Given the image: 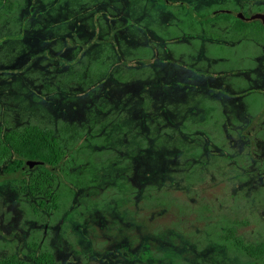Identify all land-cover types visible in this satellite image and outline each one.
<instances>
[{"label": "rangeland", "instance_id": "rangeland-1", "mask_svg": "<svg viewBox=\"0 0 264 264\" xmlns=\"http://www.w3.org/2000/svg\"><path fill=\"white\" fill-rule=\"evenodd\" d=\"M178 1L204 13L264 8V0H12L0 19V126L49 125L57 135L63 122L81 140L77 130L99 123L114 153L98 171L101 187L49 223L48 249L59 264H257L217 234L237 220L244 240L264 241V138L251 125L203 135L193 128L210 96L187 68L252 67V84L241 88L262 89L263 33L259 48L237 44L228 63L211 70L203 59L209 43L229 42L231 24L188 34ZM226 47L209 52L226 55ZM232 81L223 74L205 88ZM168 91L174 100H165ZM251 94L244 102L255 105ZM118 178L121 194L98 204L102 187ZM7 206L0 204V228ZM16 222L29 230L25 216Z\"/></svg>", "mask_w": 264, "mask_h": 264}, {"label": "flooded vegetation", "instance_id": "flooded-vegetation-1", "mask_svg": "<svg viewBox=\"0 0 264 264\" xmlns=\"http://www.w3.org/2000/svg\"><path fill=\"white\" fill-rule=\"evenodd\" d=\"M177 4L178 10L185 14L186 28H184L188 34L199 33L204 30L206 24L213 22H229L231 24L229 25L231 33L228 36L229 42H217L213 39L209 43V46L212 44L225 45L228 46L226 48L230 49V52L226 55H220L216 52L210 53L208 46V52L203 59L206 64L208 61L211 62V70H214L215 67L219 68L220 64H227L229 58L234 55L232 48L237 44L243 45V43H246V48L248 44L254 49L259 48L260 41L256 38L259 37L260 32L263 33L264 37V24L258 18L251 20L249 18L257 13L264 14L262 6L244 4L248 7V10H242L236 6L234 10L224 8L204 13L207 9L202 11L189 9V2L178 1ZM1 6H4L7 11L3 12L0 9V19L13 10L12 0H0V8ZM252 7L256 10H253ZM237 13H241V18L238 17ZM220 14H228L231 17L227 21L220 19L212 20L208 23L204 22L206 19L214 18ZM190 15L195 18L192 25L188 18ZM236 20L249 23V25L240 31L236 30ZM247 31L251 35V39L238 40L241 36L240 34ZM203 43L204 41L200 42L197 49L203 48ZM215 60L217 61L215 62ZM234 65H226L228 67L222 69L226 71L225 73L220 71V68L212 72L204 69L198 72L194 68H187L190 78L195 82L198 81L196 85L201 88L202 92L207 93V96H210L202 103H199L201 107L196 108L195 112L203 115V117L200 120L191 121L190 124L194 126L189 125L200 129L202 135L205 134L206 129L213 134L218 128H242L251 125V129L255 128L254 135L259 134V136L264 138V88L253 91L241 88L252 84L250 83L252 80V67ZM234 69L242 71L241 74L245 78L244 83L235 78L237 75V77L241 75L237 74V71H233ZM223 74L233 80L229 87L222 88L212 85L208 89L205 88L207 81L215 82ZM253 80H256V78ZM237 91L239 93L240 91L242 92L237 96ZM249 93H252V98L255 97L251 101L256 103L255 105H249L244 102V97ZM180 95L182 99L188 97L183 92ZM168 98L170 100L175 99L171 91H168V94L165 95V100ZM205 107L208 109L206 110ZM215 107H218L217 114ZM236 107L237 113L235 112ZM205 122L210 125L203 127L202 125ZM198 123L203 124L200 125ZM58 126L59 133L57 135L55 134V127L49 125L30 124L11 130L0 126V204L8 205L5 209L6 223H2V228H0V261L3 258L10 261L15 258V261L20 264H43L42 261L39 262L36 258L48 253L53 257L54 264H59L55 260L54 252L48 249L47 241L51 235L49 223L54 222L58 217L60 218L62 213L68 212L71 204H81L78 203L80 195L85 192L91 193L93 188L101 187L98 184V171L113 158L114 153L107 147V143H105L106 145L104 144V136L99 135L101 130L99 123H95L92 127L85 125L81 130H77L81 140H78V136L71 134L69 127L63 122H60ZM29 129H37L48 135L49 140L56 145V154H54L56 160L48 163L38 157L30 158L12 146L11 141H24L21 138V134L29 131ZM262 144L264 145V143ZM123 160H126V158ZM121 182L122 179L118 178L116 183L102 187V191L99 194L100 199H97L98 204L105 201L109 193L118 197L121 194ZM12 210L17 213V217L22 218L25 216V224L29 230L22 232V228L16 222L17 217L15 221L13 220ZM60 225L57 227V231ZM220 235L221 233L217 234L219 240H221Z\"/></svg>", "mask_w": 264, "mask_h": 264}, {"label": "trees", "instance_id": "trees-1", "mask_svg": "<svg viewBox=\"0 0 264 264\" xmlns=\"http://www.w3.org/2000/svg\"><path fill=\"white\" fill-rule=\"evenodd\" d=\"M230 17L231 16L228 14H220L218 16H215L214 18L206 19L204 22L208 23L212 20L220 19H224L227 21ZM188 18L190 19V24H194L193 21L195 18L191 15ZM235 25L236 30L240 31L244 29L247 25H249V23H245L241 20H236ZM21 138H23L24 141H11V144L15 149L20 150L24 155H28V157L30 158L38 157L48 163L53 162V160H56V157H54V154H56V145L49 140L48 135L46 133H43L42 131L37 129H29V131H26L21 134ZM239 224L240 223L237 220L227 222L225 224L224 231L220 235L221 240L236 247L243 254L255 260L257 264H264V242H249L244 240V238L237 233V227ZM36 259L39 262L42 261L43 264H54L53 257L48 253H45L43 256ZM0 264L20 263L16 262L15 258H13L11 261L3 258L0 261Z\"/></svg>", "mask_w": 264, "mask_h": 264}, {"label": "water", "instance_id": "water-1", "mask_svg": "<svg viewBox=\"0 0 264 264\" xmlns=\"http://www.w3.org/2000/svg\"><path fill=\"white\" fill-rule=\"evenodd\" d=\"M237 15H238V17L241 18V13H237ZM257 18L261 20L262 24H264V14H262V13H257L255 15L251 16L249 19L251 20V19H257Z\"/></svg>", "mask_w": 264, "mask_h": 264}]
</instances>
